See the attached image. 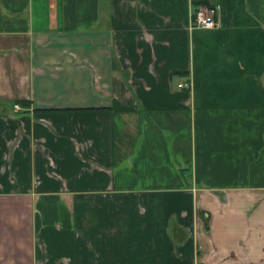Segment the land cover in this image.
<instances>
[{
	"label": "crops",
	"instance_id": "0c3cea01",
	"mask_svg": "<svg viewBox=\"0 0 264 264\" xmlns=\"http://www.w3.org/2000/svg\"><path fill=\"white\" fill-rule=\"evenodd\" d=\"M0 264H264V0H0Z\"/></svg>",
	"mask_w": 264,
	"mask_h": 264
},
{
	"label": "built area",
	"instance_id": "2783aa9c",
	"mask_svg": "<svg viewBox=\"0 0 264 264\" xmlns=\"http://www.w3.org/2000/svg\"><path fill=\"white\" fill-rule=\"evenodd\" d=\"M220 14V9L217 6L212 5H200L193 13V24L200 28H213L217 23V17ZM191 82H180L179 87H184L186 89L191 88ZM19 108V105H17Z\"/></svg>",
	"mask_w": 264,
	"mask_h": 264
},
{
	"label": "trees",
	"instance_id": "16d2710c",
	"mask_svg": "<svg viewBox=\"0 0 264 264\" xmlns=\"http://www.w3.org/2000/svg\"><path fill=\"white\" fill-rule=\"evenodd\" d=\"M58 110H63V111H85V110H93V109L84 107V108H62V109L60 108ZM206 221H207V223L209 222L208 219Z\"/></svg>",
	"mask_w": 264,
	"mask_h": 264
}]
</instances>
